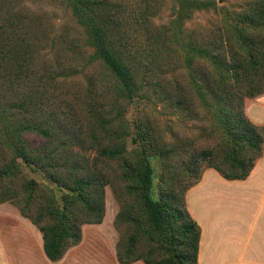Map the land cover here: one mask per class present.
Listing matches in <instances>:
<instances>
[{"label":"trees","instance_id":"obj_1","mask_svg":"<svg viewBox=\"0 0 264 264\" xmlns=\"http://www.w3.org/2000/svg\"><path fill=\"white\" fill-rule=\"evenodd\" d=\"M17 1L0 0V119L12 115L16 109L24 112L20 120L22 127L15 136L13 133L6 138L0 135L3 138L0 140V154L5 156L0 166V202L14 200L20 212L42 232L46 256L51 261H59L70 248L82 242L83 225L103 221L105 187L109 179L99 168V163L117 161L123 179L130 182L127 187L139 190L147 213V220H135L137 227L127 245H117L119 263L143 260L145 264H198L201 228L187 205L183 213L185 221L178 225V221H168L175 205H168L167 199L165 204L163 202L167 194H173L168 189V182L163 180L160 198L153 196L155 167L152 160L156 156L170 160L175 152L171 142H157L148 126L132 138L133 145L139 141L132 150L128 148L126 132L114 130L115 135L111 136L110 124L115 118H107L102 109L105 105L98 107L90 98L96 89L94 79L97 77L94 76L86 85L89 95L84 102L88 111L87 129L78 126L77 115H62L60 108L52 111L48 118L33 116L39 106L34 105L35 109H32L28 91L43 80L39 73L44 69L37 55L38 45L45 40L51 43L50 50H54L55 39L51 37L54 27L50 32L43 29L36 12L27 7L29 13L22 14ZM179 1L189 3L193 11L216 13L221 9L214 0ZM142 2L63 0L87 38L86 45L92 47L95 57L110 69L119 83V93L131 99L137 96L143 84H147L148 68L144 61L151 60L152 46L161 45L168 34L166 30L154 32L159 29L149 32V25L155 24L151 18L155 4L146 0V6L142 7ZM178 16L176 22L183 19ZM145 30L150 33L149 51L139 45L140 35ZM188 47V60L203 59L213 68L211 74L205 72L204 81L211 102L219 110V122L225 128L222 134L227 141L224 145L227 153L222 160L229 163V168L224 169L217 161H211L209 167L227 179H245L264 151V125L253 123L243 109L245 96L254 98L264 94V0L249 2L244 12H237L230 18L226 15L223 21L209 20L201 31L196 29L191 34ZM67 68L51 66L43 76L53 84L60 71L65 74ZM196 69L200 74L201 71ZM173 99L175 106H183L187 101L181 96ZM99 127L101 130L97 131ZM30 134L36 135L37 139H30ZM207 155H211V150H195L191 158L182 160V163L191 170L192 162L198 166ZM22 165L45 171L59 188L65 190L61 199L52 193L46 200L41 192L36 191L33 179L18 183L15 178L22 171ZM200 179L201 175L189 183L186 192ZM142 221H149L159 233L172 234L173 241L157 236L165 256L159 258L152 256V252L137 253L138 239L148 233ZM150 237L155 239L154 235Z\"/></svg>","mask_w":264,"mask_h":264},{"label":"rangeland","instance_id":"obj_2","mask_svg":"<svg viewBox=\"0 0 264 264\" xmlns=\"http://www.w3.org/2000/svg\"><path fill=\"white\" fill-rule=\"evenodd\" d=\"M152 1L155 6L151 11L153 15L151 18L155 24L149 25L148 30L149 32L155 29L159 30L154 32L166 30L168 34L161 45L152 46V52L149 54L151 60L144 61L145 67L148 68L147 84L142 85L133 99L119 93V83L110 69L95 57L93 48L86 45L87 38L82 34V29L63 0H18L17 7H20L22 14L29 13L27 7L35 11L43 29H49L50 32L51 27H54L51 34L55 39L54 50H50L51 43L45 40L38 45L37 55L44 69L39 73L43 80L28 91L30 94L28 99L33 104L32 109L39 106L33 116L48 118L52 111L60 108L62 115L70 116L71 113L77 115L78 126L87 129L88 111L84 102L89 95L86 85L87 80L97 77L94 79L96 89L90 98H93L98 107L105 105V109H102L107 113V118H115L110 124L111 136L115 135L114 130H123L127 133L128 148L132 150L139 145L138 140L135 145L131 144L132 138L138 135V131L145 130L148 126L157 142L167 140L173 145L175 152L170 156V160L167 157H153L155 167L153 196L160 198L163 180L167 181L170 185L168 189H171L173 194H167L163 202L165 204L167 199L168 205H175V211L170 213L168 221H178L179 225L185 221L183 213L186 207V186L199 177L213 161L221 162V166L226 170L229 168V163L222 160L227 153L224 149L227 141L222 134L225 128L219 122L221 117L219 110L211 102L204 81L205 72L211 74L213 68L203 59L188 60L187 50L191 34H194L196 29L201 31L209 20L223 21L226 15L230 18L237 12H244L247 4L254 0H214L221 8L216 13L193 11L189 3L183 4L184 1L179 0ZM141 6H146V0H143ZM178 15L183 17L180 22H176L180 18ZM149 34L145 30L139 38V45L147 51L150 45L147 44ZM51 66L58 69L68 67L65 74L59 70L60 76L53 84H50L47 76H43ZM196 68L201 71L200 74L196 72ZM179 96L187 100L183 106H175L173 98ZM14 99H17V96ZM251 99L248 96L243 98L245 113L247 103ZM12 115L0 119V135H4L5 138L9 133L15 136L22 127L20 120L24 112L16 109ZM100 130V127L97 128V131ZM35 138L37 139L36 135L30 134V139ZM200 149L211 150V155H207L198 166L192 162L193 168L188 170L182 160L188 161L192 153ZM4 157L0 154V166ZM18 161L22 159L18 158ZM99 166L107 173L109 179L105 187L104 219L99 224L83 225L82 246L76 248L78 250H73L71 255H86V258L92 256V260L97 264H119L116 256L117 245H127L130 235L137 227L135 220H147V213L139 190L127 187L130 182L123 179L117 161H101ZM15 179L18 183L26 179L36 181V191L41 192L46 200L52 193L61 199L65 191L59 188L45 171L33 170L26 165H22V171ZM142 222L148 233L142 234L138 239L137 253L152 252V256L159 258L165 256L166 252L157 241V236L166 241H173L172 234L159 233L160 231H157L149 221ZM150 235H154L155 239H151ZM42 244V232L20 212L17 203L11 199L0 202V264H69V260L63 263L49 260L43 252ZM131 264L145 262L138 260Z\"/></svg>","mask_w":264,"mask_h":264},{"label":"crops","instance_id":"obj_3","mask_svg":"<svg viewBox=\"0 0 264 264\" xmlns=\"http://www.w3.org/2000/svg\"><path fill=\"white\" fill-rule=\"evenodd\" d=\"M246 113L253 123L264 125V94L247 103ZM186 205L201 228L198 264H264V151L245 179H227L206 168L187 190ZM81 246L53 262L97 264L92 256L71 255Z\"/></svg>","mask_w":264,"mask_h":264}]
</instances>
